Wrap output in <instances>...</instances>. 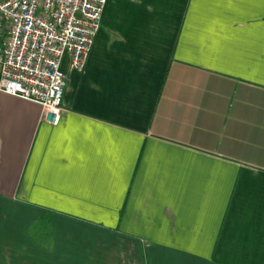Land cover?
Segmentation results:
<instances>
[{"label": "crops", "instance_id": "0c3cea01", "mask_svg": "<svg viewBox=\"0 0 264 264\" xmlns=\"http://www.w3.org/2000/svg\"><path fill=\"white\" fill-rule=\"evenodd\" d=\"M61 68L55 125L0 91V264H264V0H108Z\"/></svg>", "mask_w": 264, "mask_h": 264}, {"label": "built area", "instance_id": "2783aa9c", "mask_svg": "<svg viewBox=\"0 0 264 264\" xmlns=\"http://www.w3.org/2000/svg\"><path fill=\"white\" fill-rule=\"evenodd\" d=\"M108 0H0V91L43 108L57 124L67 75L65 53L82 72Z\"/></svg>", "mask_w": 264, "mask_h": 264}]
</instances>
